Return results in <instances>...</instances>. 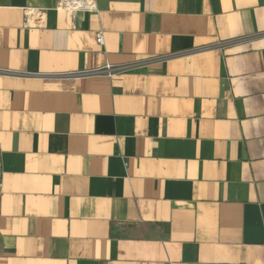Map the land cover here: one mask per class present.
Here are the masks:
<instances>
[{
    "label": "crops",
    "instance_id": "obj_1",
    "mask_svg": "<svg viewBox=\"0 0 264 264\" xmlns=\"http://www.w3.org/2000/svg\"><path fill=\"white\" fill-rule=\"evenodd\" d=\"M57 6L0 0V264H264V0Z\"/></svg>",
    "mask_w": 264,
    "mask_h": 264
},
{
    "label": "built area",
    "instance_id": "obj_2",
    "mask_svg": "<svg viewBox=\"0 0 264 264\" xmlns=\"http://www.w3.org/2000/svg\"><path fill=\"white\" fill-rule=\"evenodd\" d=\"M58 10H67L70 12H92L95 13L98 11L97 0H58ZM45 18V11L35 10L33 12L28 11L26 17V26H31L33 22L35 26H42V21ZM97 44L99 46H104L105 41L102 34L97 38ZM106 70L109 72L111 69L107 67ZM108 76H111L110 73H107Z\"/></svg>",
    "mask_w": 264,
    "mask_h": 264
}]
</instances>
